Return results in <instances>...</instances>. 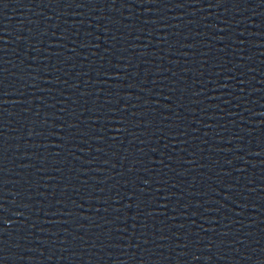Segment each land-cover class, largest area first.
Masks as SVG:
<instances>
[{"label":"water","instance_id":"obj_1","mask_svg":"<svg viewBox=\"0 0 264 264\" xmlns=\"http://www.w3.org/2000/svg\"><path fill=\"white\" fill-rule=\"evenodd\" d=\"M0 264H264V0H0Z\"/></svg>","mask_w":264,"mask_h":264}]
</instances>
